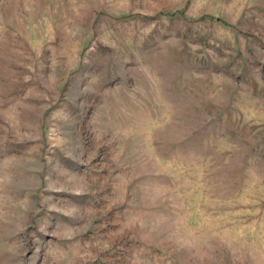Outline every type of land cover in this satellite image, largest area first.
<instances>
[{
  "label": "rangeland",
  "instance_id": "obj_1",
  "mask_svg": "<svg viewBox=\"0 0 264 264\" xmlns=\"http://www.w3.org/2000/svg\"><path fill=\"white\" fill-rule=\"evenodd\" d=\"M0 264H264V0H0Z\"/></svg>",
  "mask_w": 264,
  "mask_h": 264
}]
</instances>
